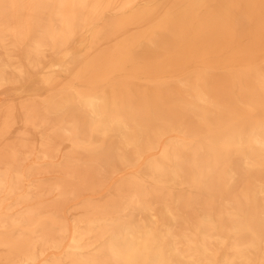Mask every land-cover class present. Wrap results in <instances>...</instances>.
<instances>
[{
  "label": "bare ground",
  "instance_id": "6f19581e",
  "mask_svg": "<svg viewBox=\"0 0 264 264\" xmlns=\"http://www.w3.org/2000/svg\"><path fill=\"white\" fill-rule=\"evenodd\" d=\"M0 264H264V0H0Z\"/></svg>",
  "mask_w": 264,
  "mask_h": 264
},
{
  "label": "rangeland",
  "instance_id": "374dc122",
  "mask_svg": "<svg viewBox=\"0 0 264 264\" xmlns=\"http://www.w3.org/2000/svg\"><path fill=\"white\" fill-rule=\"evenodd\" d=\"M1 101H7V100H4V98H3ZM4 103H7V102H4ZM56 159H57V157H56ZM41 166H43V165H41ZM43 177H45L46 179L50 178V176H46L45 174H43ZM98 195L99 194H97L96 196H98ZM69 220H71V218Z\"/></svg>",
  "mask_w": 264,
  "mask_h": 264
}]
</instances>
